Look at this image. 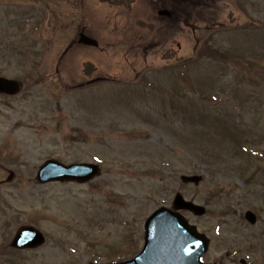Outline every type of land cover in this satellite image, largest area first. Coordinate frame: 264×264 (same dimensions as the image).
<instances>
[{
  "label": "rangeland",
  "instance_id": "1",
  "mask_svg": "<svg viewBox=\"0 0 264 264\" xmlns=\"http://www.w3.org/2000/svg\"><path fill=\"white\" fill-rule=\"evenodd\" d=\"M122 1L0 0V76L22 83L0 94V264L130 259L179 192L207 209L183 212L206 263L264 264V0ZM51 158L101 174L41 184ZM25 225L45 242L13 247Z\"/></svg>",
  "mask_w": 264,
  "mask_h": 264
},
{
  "label": "water",
  "instance_id": "2",
  "mask_svg": "<svg viewBox=\"0 0 264 264\" xmlns=\"http://www.w3.org/2000/svg\"><path fill=\"white\" fill-rule=\"evenodd\" d=\"M167 12V11H163ZM80 42L97 45V42L81 33ZM21 89L18 81L0 77V93L16 94ZM100 174L98 165L90 163L65 165L58 160L50 159L39 169L38 180L41 183L49 181H77L83 183ZM184 183L198 185L201 175H182ZM174 208L193 211L197 215L205 212V208L186 200L181 194L174 199ZM246 218L256 222L252 211L246 213ZM45 240L44 235L32 226H23L13 240V246L19 248L37 247ZM208 239L199 234L194 225L180 213L167 207L157 209L147 219L145 224V246L134 259L109 264H203L201 256L208 249ZM94 264V263H91Z\"/></svg>",
  "mask_w": 264,
  "mask_h": 264
},
{
  "label": "flooded vegetation",
  "instance_id": "3",
  "mask_svg": "<svg viewBox=\"0 0 264 264\" xmlns=\"http://www.w3.org/2000/svg\"><path fill=\"white\" fill-rule=\"evenodd\" d=\"M183 1H186V2H187L188 0H183ZM176 12H177V11L174 10L173 13H172V15H171V17H172L174 14H176ZM186 24H188V21H186ZM227 256H229V254H227ZM240 263H241V262H240Z\"/></svg>",
  "mask_w": 264,
  "mask_h": 264
},
{
  "label": "trees",
  "instance_id": "4",
  "mask_svg": "<svg viewBox=\"0 0 264 264\" xmlns=\"http://www.w3.org/2000/svg\"><path fill=\"white\" fill-rule=\"evenodd\" d=\"M205 52H207V51H205ZM211 53H212V52H211ZM214 56L218 57L217 53H216V54L214 53ZM232 134H233V133H232ZM248 181L250 182V179H248Z\"/></svg>",
  "mask_w": 264,
  "mask_h": 264
}]
</instances>
